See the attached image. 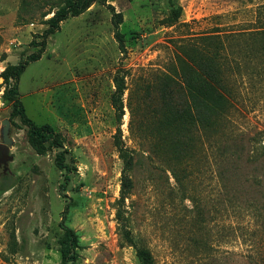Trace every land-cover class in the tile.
<instances>
[{
  "label": "rangeland",
  "instance_id": "1",
  "mask_svg": "<svg viewBox=\"0 0 264 264\" xmlns=\"http://www.w3.org/2000/svg\"><path fill=\"white\" fill-rule=\"evenodd\" d=\"M56 1L0 0V130L7 118L13 140L8 159L0 160V264H60L64 225L78 238L72 264H140L123 229L150 250L153 264H264L262 64L253 60L237 71L239 58L230 57L233 96L225 132L180 182L146 146L139 150L129 121L147 119L137 117L134 95L128 106L140 67L163 68L180 39L264 28V0H95L82 16L61 21L41 56L17 78L5 77L8 66L37 53L52 12L41 14ZM172 6H180V15L165 25ZM117 72L127 86L122 114L113 103ZM13 86L26 115L51 124L62 138L70 164L62 191L56 149L38 153L27 127L11 115L7 90ZM119 146L139 150L123 199Z\"/></svg>",
  "mask_w": 264,
  "mask_h": 264
},
{
  "label": "trees",
  "instance_id": "2",
  "mask_svg": "<svg viewBox=\"0 0 264 264\" xmlns=\"http://www.w3.org/2000/svg\"><path fill=\"white\" fill-rule=\"evenodd\" d=\"M95 0H57L47 11L52 15L45 21L47 27L40 35L37 53L30 54L25 61L6 68L5 77L15 78L24 70L30 60L41 56L47 35L59 28L61 21L70 16H77L89 8ZM180 6H172L166 17L165 25L175 23L180 15ZM120 17V13H113ZM119 20L115 19V38L123 48L121 35L117 30ZM177 52L163 68L140 67L138 75L133 79L129 91L128 106L135 96V113L137 117L146 118L145 123L134 124L129 121V130L137 145L146 146L149 153L158 160L165 162L173 178L180 182L190 174L199 159L204 157L215 137L225 132L226 115L232 107V65L229 59L238 57L234 67L248 69L252 61L264 67V28L245 31L238 35H220L218 33L200 35L180 39L175 43ZM231 58V59H232ZM242 62V63H241ZM116 89L113 103L118 113L122 114L121 96L127 88L124 75L118 72L113 76ZM12 99L11 115L19 117L27 127L28 142L38 153L46 146L55 148V165L63 170L60 190H64L70 181V164L66 158V149L59 133L49 123L35 124L25 113L18 97L16 86L7 90ZM133 111L131 112H134ZM132 110V107L131 109ZM123 157L120 198L129 193L132 186L131 177L126 173L132 171L138 161L139 150L126 149L119 146ZM149 154V155H150ZM181 176L179 177V174ZM67 204L65 205V210ZM117 217L122 216L121 209ZM125 242L135 248V255L140 264H153L154 259L149 249L138 246L127 229H123ZM77 235L64 225V237L61 241L60 264H72L76 257ZM16 237L9 232L8 246L10 252L16 251Z\"/></svg>",
  "mask_w": 264,
  "mask_h": 264
},
{
  "label": "water",
  "instance_id": "3",
  "mask_svg": "<svg viewBox=\"0 0 264 264\" xmlns=\"http://www.w3.org/2000/svg\"><path fill=\"white\" fill-rule=\"evenodd\" d=\"M1 130H0V136H1V142H0V154H1V161L4 162L8 159V150L9 146L12 144L13 140L9 136V120L7 118L3 119L1 121Z\"/></svg>",
  "mask_w": 264,
  "mask_h": 264
},
{
  "label": "crops",
  "instance_id": "4",
  "mask_svg": "<svg viewBox=\"0 0 264 264\" xmlns=\"http://www.w3.org/2000/svg\"><path fill=\"white\" fill-rule=\"evenodd\" d=\"M83 14H85V12L81 13V14H80V15H78V16H82ZM78 16H75V17H77V18H78Z\"/></svg>",
  "mask_w": 264,
  "mask_h": 264
}]
</instances>
